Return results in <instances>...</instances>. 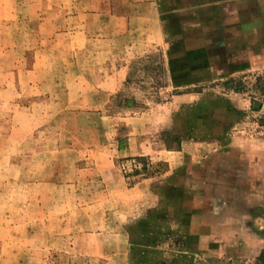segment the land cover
I'll return each instance as SVG.
<instances>
[{"label": "rangeland", "instance_id": "rangeland-1", "mask_svg": "<svg viewBox=\"0 0 264 264\" xmlns=\"http://www.w3.org/2000/svg\"><path fill=\"white\" fill-rule=\"evenodd\" d=\"M74 8L72 4L66 6L65 0H0V137H5L0 139V148H13L14 142L8 136L17 137L33 125L42 141V160L48 158L47 137L51 132L50 140L56 138L57 160L63 163L72 159L78 165L110 161L124 178L123 193H132L130 188L137 181L153 178L148 188L152 198L123 205L116 209L114 218L104 217L108 224L105 221L95 228L96 211L87 210L86 214L78 209L87 198L85 193H78L81 182L75 181L67 211L48 219L43 232L48 238L41 235L40 240L31 237L32 230L26 231L23 245L0 247V253H20L19 261L9 257L3 264H264V208L251 211V193L245 192L253 191L251 183L253 186L259 180L256 175L264 180V126L258 124V119L264 118V69L244 70L228 77L222 74L219 79L195 86L169 88L165 70L155 74L143 69L149 63H158L160 53L154 51L130 61L129 83L109 97L99 115L89 107L92 103H84L85 108L66 103L68 108H64L65 103L58 101L52 109L46 101L37 100L34 109L19 116L18 108H27L32 101L24 102L17 95L20 89L7 83L17 78L10 67L22 60L32 61V51L46 45L43 37L64 30L62 15ZM47 19L56 22L50 25ZM48 58L56 62L63 56L53 50ZM155 79L163 86L150 88ZM178 91L203 92L204 97L163 107V102ZM115 96L133 97L147 108L137 111L117 107ZM149 109L153 118L157 116L154 123L169 122L182 128L179 136L188 141L186 153L159 149L164 147L161 130L135 134L138 127L128 122L129 116ZM86 113L94 116H84ZM88 122L95 126L92 130ZM80 132L99 133V147L83 149L86 145L78 142L83 136ZM129 136L136 142L149 143L153 151L149 155L158 157L151 160L149 155L143 156L152 172L150 177L132 175L140 168L136 156L121 157L114 152L113 144L121 141L127 145ZM66 142L75 149L67 148ZM199 142L206 143L205 150L195 145ZM196 148L201 149L194 156L198 161H188ZM163 157L175 159L176 165L168 175ZM235 171L248 172L242 178L243 184L232 181ZM99 181L98 176H89L83 186L90 191L100 189ZM260 200L264 202L263 197Z\"/></svg>", "mask_w": 264, "mask_h": 264}, {"label": "crops", "instance_id": "crops-1", "mask_svg": "<svg viewBox=\"0 0 264 264\" xmlns=\"http://www.w3.org/2000/svg\"><path fill=\"white\" fill-rule=\"evenodd\" d=\"M65 2L66 6L72 4L75 8L70 14L62 15L66 24L64 30L50 32L43 37L46 45L42 50L39 46V49L32 51V61L26 63L22 60L10 67L14 68L17 78L7 83L20 89L17 95L24 102L32 101L31 106L18 108L19 116L26 115L25 111H31L32 107L34 109L37 100L46 101L48 108L52 109L56 108L58 101L65 103L64 108H68L66 103H78L79 108H85L84 103H92L89 107L99 115L98 111L109 97L124 85L130 61L154 51L160 53L169 88L195 86L219 79L222 74L228 77L244 70L264 69V0ZM47 20L51 22V19ZM52 22L50 25H53ZM53 50L63 56L61 61L54 62L48 58ZM70 86L73 89L66 88ZM203 94L193 91L172 94L170 100L162 105L170 108V103L192 101L204 97ZM84 116L93 117L94 113ZM129 118L128 122L138 127L135 134L152 129H166L177 134L182 132V128L174 123H154L151 109ZM100 120L104 122V119ZM31 126L18 132L17 137L8 136V140L14 142L13 148H0V247L23 245L26 231L29 230L33 231L32 235L29 233L31 237L40 240L42 236L48 238L43 233L48 219L60 211H67L71 193H75L72 189L75 181L78 184L81 182L78 193H85L87 198L78 209L84 213L91 209L96 211L95 228L105 223L106 215L109 219L114 218L118 212L116 209L123 205L152 198V191L148 188L153 184V178L141 179L130 188L132 193H123L124 178L112 162L78 165L72 159H66L63 163L57 160L56 138L53 136V141L50 140L51 132L47 137L48 158L42 160V141L37 135L39 130L35 132ZM88 127L92 130L95 126L88 122ZM82 133H79L83 136L78 142L86 145L83 149L99 147L102 142L99 133ZM126 139L127 145L121 141L113 144L114 152L119 156H147L153 153L149 143L136 142L131 136ZM184 140L180 136V149L176 151L166 150L163 146L158 148L165 152L186 153L188 141ZM195 145L205 150L206 143ZM67 148L75 149L70 143ZM200 148L193 151L188 161H198L195 157L200 154ZM12 154L17 156L12 157ZM149 158L158 159L150 155ZM163 159L168 163L165 173L168 175L176 165L175 159ZM233 173L231 179L234 183L239 180L237 184H243L242 178L248 175L246 171ZM94 175L100 178L97 185H100V189L90 191L83 185L87 177ZM256 178L259 179L257 184L254 182L252 186L251 183L253 191H245L251 193V211L253 208H264V202L260 200L262 197L264 199V180L258 175ZM103 209L108 212L105 213ZM254 213H258V210ZM19 254L13 250H3L0 262L3 264L9 257L10 260L19 261Z\"/></svg>", "mask_w": 264, "mask_h": 264}, {"label": "trees", "instance_id": "trees-1", "mask_svg": "<svg viewBox=\"0 0 264 264\" xmlns=\"http://www.w3.org/2000/svg\"><path fill=\"white\" fill-rule=\"evenodd\" d=\"M145 71H150V72H154L155 74H163L164 73V66H163V62H162V58L160 56V59L158 61V63H149L148 65H145L143 68ZM130 81V73L128 72L126 79H125V83H129ZM160 86H163V84L160 83V81L158 80H153L151 85L149 86L150 88H158ZM182 93L180 91L178 92H174L172 94H179ZM117 102V107H124V108H130L133 110H137V111H143L145 110L147 107L146 105L142 104L141 102L137 101L135 98L133 97H118L115 96V100ZM251 103L253 104V101H251ZM258 107H252V110H257ZM258 124L259 125H263L264 126V118H259L258 119ZM160 136V140L163 143L164 147L167 150H179L180 149V136L177 133H173L170 130H161L159 133ZM135 159L137 161L140 162V168L139 169H134L132 171V175L135 174H142L144 175V177H150L151 173L150 170H148V164L146 162V159L143 156H136ZM182 239V237H180Z\"/></svg>", "mask_w": 264, "mask_h": 264}]
</instances>
